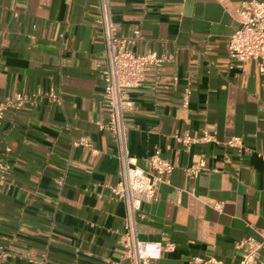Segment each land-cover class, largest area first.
<instances>
[{"label": "crops", "instance_id": "0c3cea01", "mask_svg": "<svg viewBox=\"0 0 264 264\" xmlns=\"http://www.w3.org/2000/svg\"><path fill=\"white\" fill-rule=\"evenodd\" d=\"M241 1L109 0L118 33L139 34L132 52L166 59L129 93L133 108L123 115L128 157L142 167L158 149L173 166L135 221L139 240L174 243L157 264H196L192 257L209 256L237 264L235 243L264 236V80L255 62L232 61L224 47L238 28ZM97 17L98 0H0V103L36 90L59 97L58 104L42 97L18 108L4 105V264L121 259L125 208L108 189L118 181V151L96 126L106 122ZM184 135L211 141L184 150L174 140ZM82 138L89 150L73 145ZM231 138L240 149L225 145ZM199 161L204 169L188 174Z\"/></svg>", "mask_w": 264, "mask_h": 264}, {"label": "built area", "instance_id": "2783aa9c", "mask_svg": "<svg viewBox=\"0 0 264 264\" xmlns=\"http://www.w3.org/2000/svg\"><path fill=\"white\" fill-rule=\"evenodd\" d=\"M149 0H144L148 2ZM238 28L225 42L227 57L238 63L246 60L255 62L258 76L264 80V0H242L236 10ZM97 24L100 27L103 43L104 64L99 70L102 83V110L106 115L104 124L97 123V129L110 134L118 151V181L108 188L115 199L121 201L125 208V221L120 233L119 244L123 250L121 259L113 264H157L164 253L172 252V242H150L139 240L136 236L135 221L140 204L155 201L156 189L161 182V176L169 174L173 166L160 155L158 149L141 160L142 167L137 165L127 155L126 128L123 123L125 112L131 111L132 102L128 95L136 91L144 80V74L151 72L158 74L166 59L155 52L146 51L143 54H134L132 47L138 38V32L123 36L118 33L112 21L109 0H98ZM189 91L182 94V106L187 105ZM47 97L51 102L58 104L59 97L52 89L48 92L36 90L29 95L15 94L10 99L0 103V121L5 103H12L16 108L31 104L34 101ZM211 138L203 135L199 138H190L186 135L175 136L174 140L188 150L191 145L209 142ZM73 145L89 150L88 140L82 138ZM225 145L241 148L240 140L231 138ZM9 152L4 148L0 153V187L5 183L9 169L4 156ZM204 169L202 161L187 168L186 172L192 176ZM214 208L220 210V203H214ZM235 248L241 250L237 264H264V255L259 251L264 249V236L260 240L251 238L242 239L235 243ZM8 252L0 246V264H4ZM196 264H221L214 257L204 259L192 257Z\"/></svg>", "mask_w": 264, "mask_h": 264}]
</instances>
